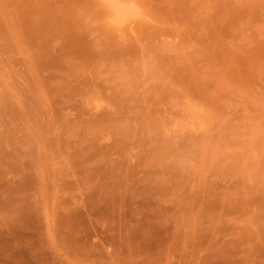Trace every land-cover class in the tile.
Masks as SVG:
<instances>
[{
    "label": "rangeland",
    "instance_id": "obj_1",
    "mask_svg": "<svg viewBox=\"0 0 264 264\" xmlns=\"http://www.w3.org/2000/svg\"><path fill=\"white\" fill-rule=\"evenodd\" d=\"M135 1L0 0V264H264V0Z\"/></svg>",
    "mask_w": 264,
    "mask_h": 264
},
{
    "label": "bare ground",
    "instance_id": "obj_2",
    "mask_svg": "<svg viewBox=\"0 0 264 264\" xmlns=\"http://www.w3.org/2000/svg\"><path fill=\"white\" fill-rule=\"evenodd\" d=\"M102 2H104V3H106L105 4V6L106 7H108L109 5H110V7H111V12L115 15V18L113 17L114 15H111V14H109V16L111 15V18L113 19V20H117V19H119L118 21H120L121 19H122V21H125L124 23V25H120V23L119 22H115V27H116V24H118L121 28L123 27V26H125V27H127L126 26V24H129V21H128V18L129 19H131V21L132 20H134V18L133 17H131L130 18V16H131V14H134L135 12L137 13V11L136 10H139V12L140 11H142V10H140L139 8H141V7H139V4L135 1V0H101ZM104 3L102 4V5H104ZM141 3V2H140ZM107 4H108V6H107ZM104 6V7H105ZM142 9V8H141ZM110 10V9H109ZM143 11H145V10H143ZM143 11H142V13H143ZM138 12V13H139ZM146 12V11H145ZM142 13H141V15H142ZM144 14V13H143ZM139 15V14H138ZM140 15V16H141ZM145 15V14H144ZM147 15V14H146ZM133 16V15H132ZM116 17H117V19H116ZM138 18H140L139 16H137ZM142 17H144V16H142ZM146 17V16H145ZM111 19V20H112ZM142 19V18H141ZM112 20V21H113ZM128 21V22H127ZM131 21H130V23H131ZM136 21H137V19H136ZM135 21V22H136ZM113 22V23H114ZM123 24V23H122ZM113 25V24H112ZM117 28H118V26H117ZM120 28V29H121ZM124 28V27H123ZM122 28V29H123ZM121 29V30H122Z\"/></svg>",
    "mask_w": 264,
    "mask_h": 264
}]
</instances>
